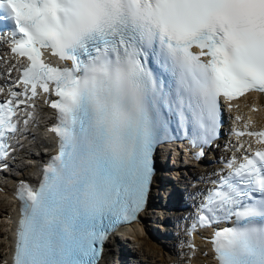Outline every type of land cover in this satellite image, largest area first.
Wrapping results in <instances>:
<instances>
[{
  "label": "snow or ice",
  "instance_id": "snow-or-ice-1",
  "mask_svg": "<svg viewBox=\"0 0 264 264\" xmlns=\"http://www.w3.org/2000/svg\"><path fill=\"white\" fill-rule=\"evenodd\" d=\"M0 10L11 52L27 57L0 102V160L39 124L38 98L55 110L58 139L39 183L19 181L11 264H100L104 242L146 206L157 147L182 135L202 157L222 101L264 94V0H0ZM252 123L233 134L257 147L227 160L189 230L231 223L210 237L218 264H264V128Z\"/></svg>",
  "mask_w": 264,
  "mask_h": 264
},
{
  "label": "bare ground",
  "instance_id": "bare-ground-1",
  "mask_svg": "<svg viewBox=\"0 0 264 264\" xmlns=\"http://www.w3.org/2000/svg\"><path fill=\"white\" fill-rule=\"evenodd\" d=\"M251 104H256L257 105L256 102H251ZM252 113H254L256 116H261V115L264 114V112L262 110H259V111H256V112H252ZM171 168L174 170V171H172L173 174H174V172H177V169L175 167H171ZM213 168H214V165H209V166H206L205 168H202V169L204 171H211ZM26 172H27V170H24L23 171V174H26ZM200 173H201V171L199 169H192L190 171V177H195V176L199 175ZM179 178H180V180L183 179L182 176H180ZM172 179H173V181H177V177L175 175H172ZM154 189L155 188H153V190ZM5 206H6V204L4 202H0V211H1V214L2 215L6 212ZM183 208H185V207L178 208V209H183ZM144 214H145L144 216L147 217V213L144 212ZM1 233H3L2 230H0V234ZM150 239H152L154 241V243L151 242ZM128 241L131 242V246H132L131 249L134 251V253L136 254V256L138 258H141V260H143L144 262L145 261L147 262L148 257H150V259H151V264H163V261H164V263L166 262L165 259H164V257H161L160 256V260H159V263H158L157 262V259L152 258L154 256H152V257L149 256L148 253H146V251L142 250V248H141L140 242L141 243H145V245H146V247L148 249H153L154 251H157L158 250V252H159L160 255H161V253H163V254H169L168 253L169 251L168 252L166 251V247L164 245H160V243H158L154 237H151L149 239H145V240H142V241L141 240L138 241V239L136 237H135L134 241L132 239H129L128 238ZM114 248H115V246H113L112 249H109L108 250L107 253H109V254H108L105 262L102 263V264H111L112 263V260H113V262L117 263L120 260V256L126 251V250L121 249L119 247V242L116 241V252H115V255L113 257V252L112 251L114 250ZM162 248L165 249V250H163ZM170 253H172V252H170ZM183 256H184L183 254H180L175 259H173V257H171L167 262L169 264H177V263L183 261Z\"/></svg>",
  "mask_w": 264,
  "mask_h": 264
},
{
  "label": "rangeland",
  "instance_id": "rangeland-1",
  "mask_svg": "<svg viewBox=\"0 0 264 264\" xmlns=\"http://www.w3.org/2000/svg\"><path fill=\"white\" fill-rule=\"evenodd\" d=\"M0 200H2V199H1V196H0ZM0 215H2L1 212H0ZM0 228H2V227L0 226ZM148 253H149L150 255H153V256L157 257V258H160V254H159L158 250H157V251H154L153 249H151V250L148 251ZM170 257H171V256H170ZM174 259H175V257H174ZM159 260H160V259H159ZM165 261H168V260L165 259Z\"/></svg>",
  "mask_w": 264,
  "mask_h": 264
}]
</instances>
